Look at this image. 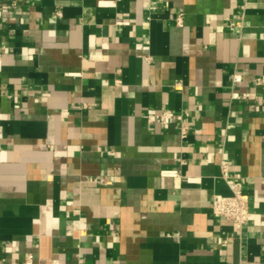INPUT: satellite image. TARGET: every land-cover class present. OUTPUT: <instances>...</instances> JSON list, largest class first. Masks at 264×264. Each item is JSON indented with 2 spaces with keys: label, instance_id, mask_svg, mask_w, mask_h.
Masks as SVG:
<instances>
[{
  "label": "crops",
  "instance_id": "1",
  "mask_svg": "<svg viewBox=\"0 0 264 264\" xmlns=\"http://www.w3.org/2000/svg\"><path fill=\"white\" fill-rule=\"evenodd\" d=\"M0 264H264V0H0Z\"/></svg>",
  "mask_w": 264,
  "mask_h": 264
},
{
  "label": "built area",
  "instance_id": "2",
  "mask_svg": "<svg viewBox=\"0 0 264 264\" xmlns=\"http://www.w3.org/2000/svg\"><path fill=\"white\" fill-rule=\"evenodd\" d=\"M177 23H183V15L179 14L177 17ZM243 80V76L239 73L233 74V82L239 83ZM235 96L247 97L248 93H234ZM148 120L150 123L160 121L168 123L173 117V113L170 110H164L161 113H150L148 114ZM183 132H186V126L183 128ZM222 177L227 182L228 186L232 190L231 195L214 194L212 197V210L216 215L223 216L231 220L236 227V233L241 234L245 224L248 222L250 217L249 210V196L243 190V185L240 181L231 178L229 173V162L223 160L221 162ZM167 174H176V171H168ZM29 263V261H27Z\"/></svg>",
  "mask_w": 264,
  "mask_h": 264
}]
</instances>
